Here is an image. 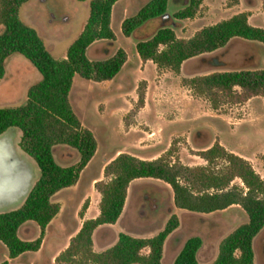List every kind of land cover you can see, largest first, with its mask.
Segmentation results:
<instances>
[{"label":"rangeland","instance_id":"374dc122","mask_svg":"<svg viewBox=\"0 0 264 264\" xmlns=\"http://www.w3.org/2000/svg\"><path fill=\"white\" fill-rule=\"evenodd\" d=\"M146 1L117 0L110 20L115 32L114 46L105 44L103 50L98 49L104 40H97L89 48L90 59L107 58L118 48L124 49L126 60L121 70L103 81L74 75L70 103L82 126L93 133L96 149L77 181L52 196L59 204V211L49 227L45 255L29 253L30 256L12 264H28L24 258L31 260V264H69L56 262L54 257L68 245L84 216L98 215L100 193L96 181L108 180L105 166L120 152L141 159H161L179 172L181 181H185L182 178L185 169L199 166L213 171L226 169L229 163L225 153H232L246 161L264 181V86L251 90L235 85L230 91L213 90L208 96L191 85V80L215 71L264 69V45L235 38L216 52L184 61L178 71L158 67L137 56L136 38L121 32L123 19L135 14ZM184 1L172 0L166 16L157 24L149 22L140 35L146 36L157 25L177 21L173 14ZM88 12V1L80 0H30L18 10L22 21L36 28L55 58L65 57L67 48L82 30ZM238 12H245L250 24L264 28V0H202L194 16L179 20L173 29L178 38L188 39L202 27ZM39 79V72L26 58L18 53L10 54L0 79V106L25 103L28 89ZM3 134L9 135L17 154L24 159L31 186L39 171L32 158L19 147L20 130L12 127ZM215 144L225 153L208 162L201 153ZM54 156L61 165L75 164L79 159L75 150L64 145L55 147ZM230 187L246 190L238 176L231 179ZM25 196L1 205L0 211L18 207ZM171 214L177 215L179 224L164 243L162 264H171L183 242L192 235L202 239L197 251L198 264L211 262L219 241L247 220L239 204L208 214L177 208L166 182L140 178L127 189L120 217L93 231L92 248L104 250L116 241L119 232L151 236L164 226ZM21 236L35 237L36 234L21 231ZM253 247L255 263L264 264V226L255 237Z\"/></svg>","mask_w":264,"mask_h":264},{"label":"trees","instance_id":"16d2710c","mask_svg":"<svg viewBox=\"0 0 264 264\" xmlns=\"http://www.w3.org/2000/svg\"><path fill=\"white\" fill-rule=\"evenodd\" d=\"M27 1L30 0H0V79L5 74V61L12 53L22 55L40 74V79L28 89L25 103L0 106V135L9 128H18L21 132L19 147L32 158L39 171L23 202L16 208L0 211V242L6 247L9 259L39 249L46 226L59 211V204L52 196L77 181L95 152L97 143L93 133L82 126L70 103L74 75L94 81L109 80L126 60L122 48L103 59H90L86 52L96 40H114L110 19L117 0H80L88 1L87 20L63 58H55L36 28L19 17V7ZM168 1L147 0L121 23V32L136 38L138 56L158 67L178 71L184 61L216 52L235 38L264 45V28L250 24L245 12L202 27L188 39L178 38L173 28L179 25V20L194 16L202 0H186L173 14L177 21L157 25L146 36H141L149 22L157 24L164 18ZM191 82L199 93L208 96L213 90L230 91L235 85L254 90L264 86V69L215 71ZM58 145L75 150L78 161L59 164L54 156ZM224 153L215 144L201 154L210 162ZM225 156L229 163L226 169L213 171L204 166L185 169L182 177L185 181H181L179 172L161 159L148 160L118 153L105 166L108 180L96 181L100 193L98 215L82 221L54 260L69 264H162L165 240L179 224L175 214L151 236L119 232L116 241L104 250L92 248L93 231L120 217L129 183L136 178H156L171 187L175 207L191 213L208 214L239 204L247 220L219 241L215 258L207 264H256L253 242L264 226V181L242 158L232 153ZM234 176L241 178L245 191L228 188ZM82 207L86 208V203ZM26 221L35 222L40 229L32 240L18 236L19 227ZM201 244L200 236H189L171 264H198L197 251ZM144 249L147 251L143 252ZM0 264H9V261L3 260Z\"/></svg>","mask_w":264,"mask_h":264},{"label":"bare ground","instance_id":"6f19581e","mask_svg":"<svg viewBox=\"0 0 264 264\" xmlns=\"http://www.w3.org/2000/svg\"><path fill=\"white\" fill-rule=\"evenodd\" d=\"M0 166L5 171L0 177V206L13 203L26 195L30 174L26 163L14 147L8 134L0 136Z\"/></svg>","mask_w":264,"mask_h":264},{"label":"crops","instance_id":"0c3cea01","mask_svg":"<svg viewBox=\"0 0 264 264\" xmlns=\"http://www.w3.org/2000/svg\"><path fill=\"white\" fill-rule=\"evenodd\" d=\"M171 2H172V0H169L168 1V5H170L171 4ZM185 2H186V0L184 1V4H185ZM240 2H241V0H240ZM183 4V5H184ZM114 6V5H113ZM182 7V6H181ZM112 10H113V7H112ZM112 13V12H111ZM111 17H112V15H111ZM111 20V19H110ZM249 21V20H248ZM110 26H111V23H110ZM111 28H112V30H113V27L111 26ZM113 32H114V30H113ZM114 34H115V32H114ZM95 42H97V40L96 41H94L88 48H87V55H88V51H89V48H91V46H93V44H95ZM102 44L103 45H99L100 47H98V49H101V50H103L104 49V47H105V44L107 45H109V46H111V47H113L114 46V40H112V41H103L102 42ZM112 49V48H111ZM137 56H138V54H137ZM146 61H149V60H146ZM151 61V60H150ZM138 179H140V178H136V179H134V180H132L130 183H129V185H128V187H127V189L130 187V185H131V183L132 182H134V181H136V180H138ZM124 208V207H123ZM122 214V213H121ZM54 218V217H53ZM52 218V219H53ZM52 219H51V221L49 222V224L46 226V228H45V230H44V236H43V238H42V242H41V245H40V247H39V249L38 250H36V251H32V252H26V253H24V254H21V255H19V256H17V257H15V258H13V259H9L8 258V254H7V249H6V247L0 242V261H3V260H8L9 261V264H12L14 261H19V260H21L20 258H23L24 256H28L29 255V253H39V254H41V256H43V255H45L44 254V248H45V242H46V238L48 237V232H49V227H50V225H51V223H52ZM85 219H88V217H86V216H84L83 217V220H85ZM81 224H82V221H81V223H80V225L78 226V228L76 229V231L73 233V235L78 231V229H79V227L81 226ZM112 224V223H111ZM110 225V224H109ZM101 226V225H100ZM99 227V226H98ZM21 231L22 232H24L25 234H29V233H34V235L36 234V236L34 237H31V236H25V237H22L21 236ZM39 231H40V229H39V227L37 226V224L35 223V222H33V221H26V222H24L23 224H21V226L19 227V229H18V236L21 238V239H24V240H32V239H34V238H36L37 236H38V233H39ZM73 235H71V236H73ZM166 241V240H165ZM5 255H7V258L5 259V258H3ZM30 256V255H29ZM55 256V255H54ZM24 261H26L28 264H31V263H33V262H31V260L30 261H28L26 258H24ZM30 262V263H29Z\"/></svg>","mask_w":264,"mask_h":264},{"label":"water","instance_id":"95a60500","mask_svg":"<svg viewBox=\"0 0 264 264\" xmlns=\"http://www.w3.org/2000/svg\"><path fill=\"white\" fill-rule=\"evenodd\" d=\"M166 16V13L164 14V17ZM5 170V169H4ZM3 169H2V166H0V177H1V175H3L4 173H5V171H4ZM30 174V173H29ZM30 186V185H29ZM31 187V186H30ZM30 187H29V189H30ZM29 189H28V191H29ZM28 191H27V193H28ZM26 193V194H27Z\"/></svg>","mask_w":264,"mask_h":264}]
</instances>
